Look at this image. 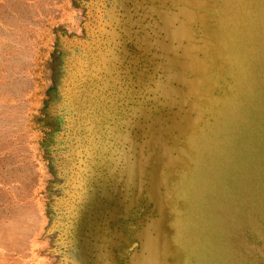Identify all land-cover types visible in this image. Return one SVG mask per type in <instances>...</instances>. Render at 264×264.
<instances>
[{
    "label": "rangeland",
    "instance_id": "374dc122",
    "mask_svg": "<svg viewBox=\"0 0 264 264\" xmlns=\"http://www.w3.org/2000/svg\"><path fill=\"white\" fill-rule=\"evenodd\" d=\"M220 1L214 11L220 57L231 70L209 80L231 94L208 98L203 107L209 120L189 139L191 174L180 171L170 180L177 198L187 201L174 208L180 215L173 213L170 224L189 254L209 231L220 245L221 264H236L228 256L233 248L249 254L242 243L252 239L247 229L261 239L264 228V0ZM108 3L0 0V264H84L64 259L91 234L85 225L78 229L76 211L85 206L83 212L97 216L107 199L77 200L79 176L68 169L76 160L70 152L76 122L64 84L73 70L78 76L80 40L102 39L97 26ZM106 214L108 223L118 217ZM67 228L75 239L68 248L60 242ZM255 249L264 255V248ZM242 256L239 264H245Z\"/></svg>",
    "mask_w": 264,
    "mask_h": 264
},
{
    "label": "water",
    "instance_id": "95a60500",
    "mask_svg": "<svg viewBox=\"0 0 264 264\" xmlns=\"http://www.w3.org/2000/svg\"><path fill=\"white\" fill-rule=\"evenodd\" d=\"M220 2L112 0L98 22L102 39L80 40L78 76L73 70L64 84L76 122L70 150L76 160L68 169L79 176L83 193L77 191V200L103 196L111 205L97 216L83 212L85 206L76 211L78 229L85 225L91 234L81 237L79 252H64L67 261L109 262L105 247L119 244L103 236L106 213L115 218L119 208H141L125 242L136 245L124 264H180L170 223L173 213L180 215L174 208L187 201L177 198L170 180L180 171L191 174L195 151L189 139L209 120L203 109L208 98L231 94L224 87L216 91L209 80L231 70L220 57L214 12ZM65 234L68 248L75 239L69 228Z\"/></svg>",
    "mask_w": 264,
    "mask_h": 264
},
{
    "label": "flooded vegetation",
    "instance_id": "af4514ba",
    "mask_svg": "<svg viewBox=\"0 0 264 264\" xmlns=\"http://www.w3.org/2000/svg\"><path fill=\"white\" fill-rule=\"evenodd\" d=\"M102 205H105L104 208L107 211L108 207L111 204L109 203L108 199L106 202L101 201V210L98 206L100 212L103 209ZM140 210L141 208L135 211L133 208V210H130L128 213L121 211L120 213H117L118 217L114 221H112L111 223L107 222L104 225L107 226V228L106 230L105 229L103 230V236L107 237L108 242H109V238H111V240H115L119 244V246L113 245L110 248H108L109 246L105 247L106 252H108V257L109 258L113 257V260L106 262L105 264H124V259L126 258L125 253H127L129 249H131L134 245H136V242L130 241V244L126 246L125 242L128 240L127 238L131 236V230L135 226L136 219L140 216ZM240 216L242 217V221H245L244 219L245 215H240ZM244 226L245 225L243 224V227ZM247 231L249 236L252 237V239L247 238V240H243L242 243L245 244L244 247L245 252L249 254L248 255L240 254L239 252H236L235 248H233L234 253L232 255V252L230 251V254L228 256L229 260L230 259L232 260V257L233 259L236 257V264H239L241 261L239 258L243 255L242 260L245 264H254V261H256L257 264H264L263 253L255 249V246L257 245H259L261 249L264 248V245L262 246V243H264V228L262 229L263 237L261 239L258 238L253 231L249 229H247ZM205 233L206 235L204 236V242L202 240H196L191 247L190 254L187 251V249L182 247L176 240L173 239L172 236V240L178 245L180 251L182 252L180 264H221V260L223 256L221 254L219 243H217L213 239V237L211 239L209 238L210 237L209 231H205ZM249 255L252 256L251 259L249 258L250 257Z\"/></svg>",
    "mask_w": 264,
    "mask_h": 264
},
{
    "label": "bare ground",
    "instance_id": "6f19581e",
    "mask_svg": "<svg viewBox=\"0 0 264 264\" xmlns=\"http://www.w3.org/2000/svg\"><path fill=\"white\" fill-rule=\"evenodd\" d=\"M166 12H167V10H166ZM0 211H1V209H0ZM0 213H1V212H0ZM2 215H3V214H2ZM35 215H36V214H35ZM3 216H5V215H3ZM33 216H34V215H33ZM0 217H1V216H0ZM39 217H40V215H39ZM0 219H1V218H0ZM35 219H36V217H35ZM38 220H39V219H38ZM0 223H1V224H0L1 227H3V226H2V225H3V221L0 220ZM36 223H37V222H36ZM36 223H35V224H36ZM32 227H34V226L32 225ZM0 231H1V230H0ZM53 240H54V239H53ZM50 242H51V241H50ZM60 242H62V241H60ZM60 242H59V244H60ZM51 243H52V242H51ZM46 244H47V243H46ZM57 250H58V249H57ZM51 254H52V253H51ZM52 256H53V255H52ZM51 258H52V257H51ZM54 258H55V257H54ZM56 258H57V257H56ZM59 258H60V257H59ZM49 259H50V258H49ZM57 259H58V258H57ZM15 260H16V259H15ZM53 260H54V259L52 258V261L50 260V262H51V263L55 262V260H54V261H53ZM21 262H22V261H21ZM59 262H60V261H59ZM59 262H57V263H59ZM22 263H23V262H22ZM55 263H56V262H55ZM55 263H54V264H55ZM57 263H56V264H57ZM24 264H25V263H24ZM47 264H48V262H47Z\"/></svg>",
    "mask_w": 264,
    "mask_h": 264
}]
</instances>
